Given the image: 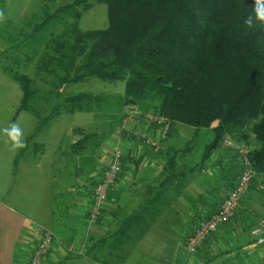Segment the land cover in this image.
I'll use <instances>...</instances> for the list:
<instances>
[{"label":"trees","instance_id":"obj_1","mask_svg":"<svg viewBox=\"0 0 264 264\" xmlns=\"http://www.w3.org/2000/svg\"><path fill=\"white\" fill-rule=\"evenodd\" d=\"M42 1L39 19L26 23L29 32L15 27L9 46L0 52V69L22 91L21 109L39 119L36 131L26 139L27 146L17 155L15 166L27 156L45 154L38 135L63 113L93 114L94 120L101 119L102 125L108 126L104 130L99 126L91 131L73 129L72 136L77 140L72 141L71 136L67 150L59 152L54 161L47 160L48 168L68 167L80 178L64 183L59 177L62 187H67L64 192L56 188V208L51 211L55 224L65 216L69 218L71 207L79 200L86 154L96 151L110 137L137 139L130 132L141 122H125L133 111L163 117L171 125L167 137L159 140L158 148L144 145L145 154L163 165L158 175L152 168L141 170L132 151L124 155L123 166L132 163L141 175L129 186L134 190L133 197L141 195V202L131 208L120 200L111 211L104 203L99 219L109 213L116 224L111 234L89 235L85 240L86 255L93 262L128 263L162 212L181 195L191 200L186 187L226 142L238 153L234 167L226 173L230 178L227 184L235 188L244 168L243 159L247 158L254 176L245 196L257 191L264 197V23L256 22L252 27L245 23L252 14L254 0ZM92 1L107 6L106 29L80 28V20L92 7ZM31 66L36 69L34 79L48 82L47 90L36 86V81L26 74ZM43 74L46 77H40ZM90 79L123 82L124 92H80L62 97L64 86ZM141 121L155 128L151 122ZM213 125L215 138L206 147L202 161L196 167H188L186 158L198 144L200 129ZM179 127L189 134H181ZM100 159L97 156L96 167L88 178L90 195L99 182L95 176ZM118 196L112 188L105 202ZM241 203L242 200L231 221L239 209L245 210ZM190 204L193 206L194 202ZM255 224L251 221V228ZM54 231L61 238L66 230Z\"/></svg>","mask_w":264,"mask_h":264},{"label":"crops","instance_id":"obj_2","mask_svg":"<svg viewBox=\"0 0 264 264\" xmlns=\"http://www.w3.org/2000/svg\"><path fill=\"white\" fill-rule=\"evenodd\" d=\"M214 127L215 125L200 129L198 144L186 158L188 167H196L202 161L206 147L215 138ZM141 130H148V125H144L142 121ZM179 130L181 134H189L184 128L179 127ZM76 140L77 138L74 141ZM115 140L109 139L107 143L113 145ZM127 143L124 155L132 151L134 158L140 162L141 170L152 168L156 175L162 171V163L145 154L144 145H147L145 141L137 138ZM229 146L230 143L226 142L222 148L212 154L197 179L186 187L185 191L191 200L181 195L162 212L131 254L129 264H264V245L255 243V238L251 235L253 228L250 225L251 221L258 224L264 219L262 204L264 197L257 194V191L242 199L241 204L245 210L242 212V209H239L237 217L214 231L200 245L196 253H190L186 247L188 237L193 234L201 221L217 212L222 204L221 202L219 205V202L224 201L232 189L231 185L227 184L230 178L226 173L234 167L238 153L232 151ZM45 158V154L31 157L24 164L25 175L30 174L29 167H44L48 160ZM109 158L110 152L108 156H102L100 159L102 166L96 180L102 177ZM20 163L21 161L17 167ZM140 176L132 163L123 166L119 181L112 187L117 190L119 196L117 199L110 198L109 202H105V207L111 211L120 200L124 206L128 205L131 208L139 204L141 195L133 197L134 190L129 186ZM90 187V182L82 180L79 185V200L73 202L74 207L70 209L69 218L65 216L61 222H56V231L59 229L66 231H63L61 238L55 234L56 237L43 259V264H98L86 255L84 242L89 235L102 237L111 234L115 229L116 221L106 213L104 218L91 222L89 213L94 191L90 195ZM185 202L188 203L186 206ZM192 202H194L193 206L190 204ZM48 216L51 218V212ZM250 217L254 219L250 220ZM60 224L63 225L60 227ZM47 227H50L48 222L45 224L31 219L0 199V264H28ZM83 238L84 241L81 242ZM128 263L124 262V264Z\"/></svg>","mask_w":264,"mask_h":264},{"label":"rangeland","instance_id":"obj_3","mask_svg":"<svg viewBox=\"0 0 264 264\" xmlns=\"http://www.w3.org/2000/svg\"><path fill=\"white\" fill-rule=\"evenodd\" d=\"M92 3V7L83 14L80 20V28L82 30L106 29L109 24L107 6L94 1ZM42 6V0H0V10L5 14L4 20L0 21V52L3 48L9 46L8 40L12 37L15 27H19L21 30L23 28L24 32H29L30 28L27 27L26 23H32L34 20L39 19ZM9 60L11 59L7 60L11 64ZM29 70L28 73L26 71V74L33 79L37 78L35 67L31 66ZM40 77H46V75L43 74ZM34 80L36 86L38 84L44 90L50 87L48 82L44 84L40 79ZM124 87L125 83L123 82L110 83L99 79H90L86 82L68 84L63 87L61 93L62 97L69 93L80 92L121 94L124 92ZM40 95L42 96L41 91ZM21 98L22 91L18 83L0 69V129L9 126L11 123H19L24 131L26 142L27 137L33 134L39 126V119L35 114L21 109ZM47 109L48 112L51 110L50 107ZM102 123L101 119L94 120L93 114L77 113L69 115L63 113L51 124L45 126L38 135V140L45 147V159L48 158L54 161L58 158L59 152L63 153L67 150V144L73 135V129L81 127L91 131L97 126L102 127L103 130L108 128L107 125H102ZM76 138V136H72L71 140L74 141ZM109 139L115 140L112 137L107 140ZM107 140L96 151L86 154L85 164L81 167L85 173L81 178L82 180L88 181L91 172L96 167L97 156L101 158L102 156H108L112 150L113 145L108 144ZM20 151L21 149L13 151L10 142L0 133V199L14 206L31 219L45 224L48 222L50 227L46 229L55 233L53 228H56V224L49 218L48 213L56 208L54 199L56 188L59 187L61 191H66L67 186L62 187V181L64 183L71 180L77 181L78 176L76 172H72L73 169L71 170V168L70 171L68 167L62 168L58 165L56 170H52V168H48L47 164L44 167L41 166V168L29 167L30 174L25 175L24 164L29 161L28 158L31 156L21 159L20 166L17 167L14 161ZM60 159H62L61 155ZM73 160L75 164L76 160ZM101 165L100 162L99 168H101ZM59 177L63 180L61 181Z\"/></svg>","mask_w":264,"mask_h":264},{"label":"built area","instance_id":"obj_4","mask_svg":"<svg viewBox=\"0 0 264 264\" xmlns=\"http://www.w3.org/2000/svg\"><path fill=\"white\" fill-rule=\"evenodd\" d=\"M141 119L151 122L155 128L153 129L148 125V130L142 131L141 126H136L133 127L130 134L135 138L142 139L147 144L158 148L159 140L166 138L171 129L170 122L163 117L151 113L144 114L138 110L133 111L130 116L126 118L125 122L133 120L136 124H139ZM127 142V139L121 137L116 139L113 143L109 162L104 167V173L94 188V197L89 214L91 222L99 219L102 214V207L108 198L109 192L119 179L123 170V157L125 147L128 144ZM241 153H243V151H241ZM243 160L244 168L240 179L235 188L231 190L229 195L220 205L219 211L210 218L201 221L193 234L188 237L186 247L190 253H196L200 245L214 231H216L222 224L228 223L234 218L237 208L242 198L248 192L254 176L249 160L247 158H244ZM251 235L256 239L255 243L257 245H264V219L252 229ZM54 239L55 234L52 231L48 229L44 230L28 264H43V259L50 250Z\"/></svg>","mask_w":264,"mask_h":264},{"label":"clouds","instance_id":"obj_5","mask_svg":"<svg viewBox=\"0 0 264 264\" xmlns=\"http://www.w3.org/2000/svg\"><path fill=\"white\" fill-rule=\"evenodd\" d=\"M4 18L5 14L0 10V21H3ZM256 22L264 23V0H254L252 14L245 19V23L249 27H252ZM0 133L10 142L13 151L27 146L24 140V131L19 123H11L9 126L0 129Z\"/></svg>","mask_w":264,"mask_h":264}]
</instances>
